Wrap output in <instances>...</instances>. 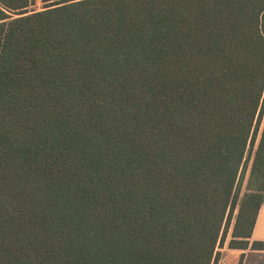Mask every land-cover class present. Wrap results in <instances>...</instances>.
I'll return each instance as SVG.
<instances>
[{
  "label": "trees",
  "instance_id": "obj_1",
  "mask_svg": "<svg viewBox=\"0 0 264 264\" xmlns=\"http://www.w3.org/2000/svg\"><path fill=\"white\" fill-rule=\"evenodd\" d=\"M32 4L0 0V264H216L235 212L264 249V0Z\"/></svg>",
  "mask_w": 264,
  "mask_h": 264
},
{
  "label": "rangeland",
  "instance_id": "obj_2",
  "mask_svg": "<svg viewBox=\"0 0 264 264\" xmlns=\"http://www.w3.org/2000/svg\"><path fill=\"white\" fill-rule=\"evenodd\" d=\"M32 1H33V4L28 8V10H39L42 7L40 4V0H32ZM263 124H264V111L262 114V120H261V123L259 126V131L257 134L255 145H254L253 150H252V154H253V151L255 150L257 142L259 140V135H260V132L262 130ZM252 154H251V157H252ZM250 164H251V158H250V161L248 162L246 172L244 174V177H243L241 184H240V187H239L240 195L245 191ZM235 214H236V212L233 214V218L231 220V225H230V228L228 229V231L225 235L223 244L221 246H217L215 249V251L219 253L218 260H217L216 264H240L241 263L239 254L237 252H235L234 250L227 248V245H228L229 241L231 240V228H232V225L234 223ZM256 234L264 237V211H263V214L261 216V219L259 220Z\"/></svg>",
  "mask_w": 264,
  "mask_h": 264
},
{
  "label": "crops",
  "instance_id": "obj_3",
  "mask_svg": "<svg viewBox=\"0 0 264 264\" xmlns=\"http://www.w3.org/2000/svg\"><path fill=\"white\" fill-rule=\"evenodd\" d=\"M263 211H264V203L260 206L258 210L255 223H254V227L252 230L250 242L252 241L264 242V237L256 234L258 223H259V220L261 219ZM234 251L237 252L239 256L242 255L240 264H264V249L262 250L246 249V250H234Z\"/></svg>",
  "mask_w": 264,
  "mask_h": 264
}]
</instances>
